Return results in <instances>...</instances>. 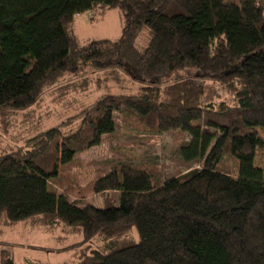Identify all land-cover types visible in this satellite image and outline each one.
<instances>
[{"label":"trees","instance_id":"obj_1","mask_svg":"<svg viewBox=\"0 0 264 264\" xmlns=\"http://www.w3.org/2000/svg\"><path fill=\"white\" fill-rule=\"evenodd\" d=\"M113 9L121 36L78 48L76 17ZM88 68L114 82L120 71L139 92L106 94L75 129L62 123L0 154V238L21 224L48 235L62 226L84 246L64 264H264V173L254 165L264 144V0H0V116L33 108L48 85ZM220 90L230 104L214 100ZM117 113L186 133L180 155L203 167L156 186L121 166L93 188L119 193L118 206L78 207L50 182L115 132ZM225 154L238 160L237 177L218 171ZM95 239L103 245L88 249ZM0 264H16L12 251L1 250Z\"/></svg>","mask_w":264,"mask_h":264},{"label":"rangeland","instance_id":"obj_2","mask_svg":"<svg viewBox=\"0 0 264 264\" xmlns=\"http://www.w3.org/2000/svg\"><path fill=\"white\" fill-rule=\"evenodd\" d=\"M227 1L239 4L242 0ZM123 24L119 9L109 10L104 15L96 12L92 19L88 13L80 14L73 26L77 47L85 48L92 41L104 39L115 41L121 36ZM147 37V33H143L137 38L140 50L147 47ZM117 74L115 82L106 74L89 68L77 76L66 75L55 84L48 85L33 108L2 114L0 154L25 149L40 132L62 123L75 129L82 114L106 94L132 95L139 92V84L133 83L120 71ZM215 87L220 89L217 85ZM216 95L214 100L217 103L232 102L231 96L221 90ZM115 122V132L104 135L99 146L77 154L71 163L60 167L58 177L50 182L51 190L65 195L81 208H103L108 204L118 206L119 193L95 194L93 190L96 181L114 169L128 166L144 171L152 177L154 185L160 186L171 178L203 167V160L187 163L182 159L181 148L190 139L186 133L158 132L145 127L135 118L118 113L115 114ZM210 131L220 135L218 131ZM256 131L264 141V128L257 127ZM254 165L264 173V144L256 150ZM218 171L237 177L239 162L230 154H225ZM62 230L61 226L54 234L48 235L23 224L4 228L0 239L8 244L0 246V253L2 249L12 251L16 264H64L72 260L75 248L80 251L84 246L79 233L67 234ZM131 235L136 238L134 231ZM90 244V250L103 245L101 239H95Z\"/></svg>","mask_w":264,"mask_h":264},{"label":"crops","instance_id":"obj_3","mask_svg":"<svg viewBox=\"0 0 264 264\" xmlns=\"http://www.w3.org/2000/svg\"><path fill=\"white\" fill-rule=\"evenodd\" d=\"M117 10V9H116ZM106 14V13H105Z\"/></svg>","mask_w":264,"mask_h":264}]
</instances>
